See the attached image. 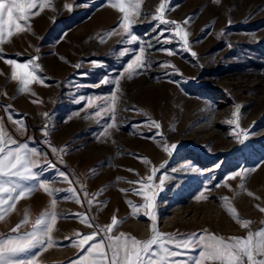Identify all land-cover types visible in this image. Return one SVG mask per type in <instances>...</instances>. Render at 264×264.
I'll return each mask as SVG.
<instances>
[{
  "label": "rangeland",
  "instance_id": "obj_1",
  "mask_svg": "<svg viewBox=\"0 0 264 264\" xmlns=\"http://www.w3.org/2000/svg\"><path fill=\"white\" fill-rule=\"evenodd\" d=\"M53 4L0 0V264H264V0Z\"/></svg>",
  "mask_w": 264,
  "mask_h": 264
},
{
  "label": "bare ground",
  "instance_id": "obj_2",
  "mask_svg": "<svg viewBox=\"0 0 264 264\" xmlns=\"http://www.w3.org/2000/svg\"><path fill=\"white\" fill-rule=\"evenodd\" d=\"M111 17V16H110ZM30 27V26H29ZM62 67V66H61ZM65 67V66H64ZM52 69V68H51ZM58 70V69H57ZM67 70V69H66ZM66 70H64L65 72H66ZM54 71V70H53ZM64 72V73H65ZM60 74L62 73L61 72V70H60V72H59ZM59 75V74H58ZM62 76V75H61ZM263 176H264V172H263V174L259 177V180L261 179V178H263ZM259 183V182H258ZM257 183V184H258ZM261 186V185H260ZM256 193H257V195H254V196H250V205H247L248 203L246 202V199L245 198H243L242 197V201H241V204L242 205H244L245 206V208H251V207H253V206H255V203L257 202V198H258V196H261V197H263L264 198V186H263V188H259L257 191H256ZM115 197V196H114ZM248 198V197H247ZM257 207V206H256ZM246 210V209H245ZM252 211V210H251ZM249 212V211H248ZM247 212V213H248ZM222 213H224V212H222ZM221 213V214H222ZM228 220V219H227ZM230 222V221H229ZM219 226V225H218ZM230 226V225H229Z\"/></svg>",
  "mask_w": 264,
  "mask_h": 264
},
{
  "label": "built area",
  "instance_id": "obj_3",
  "mask_svg": "<svg viewBox=\"0 0 264 264\" xmlns=\"http://www.w3.org/2000/svg\"><path fill=\"white\" fill-rule=\"evenodd\" d=\"M240 257H241V259H240V260H241V262H239V264H245V263L243 262V260H244V257H243L242 255H241Z\"/></svg>",
  "mask_w": 264,
  "mask_h": 264
},
{
  "label": "crops",
  "instance_id": "obj_4",
  "mask_svg": "<svg viewBox=\"0 0 264 264\" xmlns=\"http://www.w3.org/2000/svg\"><path fill=\"white\" fill-rule=\"evenodd\" d=\"M55 1H60V2H62V0H55ZM66 1V3H69L70 2V0H65ZM52 4H53V0H52ZM54 5V4H53Z\"/></svg>",
  "mask_w": 264,
  "mask_h": 264
}]
</instances>
